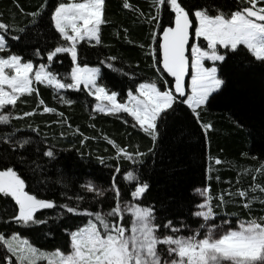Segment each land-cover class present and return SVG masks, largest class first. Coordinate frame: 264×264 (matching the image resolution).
Wrapping results in <instances>:
<instances>
[{"label":"snow or ice","instance_id":"snow-or-ice-1","mask_svg":"<svg viewBox=\"0 0 264 264\" xmlns=\"http://www.w3.org/2000/svg\"><path fill=\"white\" fill-rule=\"evenodd\" d=\"M149 7L154 14L134 7L130 0L122 2L123 9L135 12L139 20L155 26L149 33L151 43H142L139 47L146 50L145 55L151 58L159 75L156 80L139 83L134 91L128 90L123 102L118 100L117 91L100 83L101 67L81 66L79 61L82 42L93 47L103 43L102 26L109 23L106 0H60L51 10L45 0L37 10L26 13L32 17V26L38 28L47 10V26L54 29L53 35L58 34L56 45L46 53L47 63L38 65L32 59H26L22 52L12 51L13 44L9 42L10 33L15 32L17 34L11 35V41L21 43L28 35L27 28L10 25L0 18V163L4 164L0 170V198L6 200L10 197L16 209L5 224L45 225L48 220L37 214L55 209L61 210L58 213L60 220L68 218V214L87 218V222L75 230L64 229L70 248L67 252L59 247L52 252L42 251L15 231L10 236L0 233V246L6 249V255L0 257V264L5 260L7 264H38L42 259L47 260V264H264V215L251 214L254 202L264 204V199L255 195L257 191L264 193V185L255 183L256 175L252 177L254 183L247 189L236 188L214 195L212 173H218L219 169L210 163L208 184L193 190L194 196L200 198L190 211L198 221V227L193 229L185 221H180L179 225L168 218L158 222L156 205L143 203L152 185L143 178L142 171L145 158L156 156L169 124L178 112L199 126L210 147L209 133L214 130V125L205 122L202 113L208 109L210 98L221 94L227 87L230 59L244 52L246 60L241 62V68L264 72V0H149ZM160 31L162 37L158 35ZM124 33L127 38L128 30L124 29ZM127 42L134 43L130 39ZM32 54L42 56L39 48ZM62 55L71 58L70 72L66 76L52 70ZM116 60V56H109L100 64H107L112 69V62ZM209 61L211 66H206ZM189 76L190 82L186 79ZM41 85L51 88L60 102L69 106L74 101L60 96L61 90L86 91L95 98L93 111L106 115L127 114L132 118L131 126L138 128L151 145L145 152L138 146L135 149L121 146L104 136L115 150L111 159L117 163L112 168L108 187H99L92 180L80 185L85 193L92 195L88 204L84 194L68 196L70 202L65 203L40 198L27 190L26 179L16 170V164L28 163L29 149L34 144L37 147L32 149L33 153L47 158L49 163L57 159L54 146L41 149L38 145L44 143L43 140L21 138L19 133L24 129L12 124L14 119L24 120L38 113L56 114L61 119L55 123H67L63 112L47 106L40 97ZM32 96L38 98L36 107L18 113V102L27 103L22 98ZM124 122L128 123L127 120ZM236 125L247 127L249 137L258 140L264 151V120L256 126H245L239 121ZM27 129L40 135L38 125L29 124ZM74 134L83 136L79 128ZM60 135L63 137L65 133ZM44 139H47L46 134ZM87 139L90 137L85 136L84 140ZM243 155L247 157L249 152ZM208 159L214 160L215 165L224 163L219 157L209 155ZM251 159L258 158L252 156ZM97 160L100 164L105 163L104 157H97ZM5 161L13 166H7ZM124 161L130 162L131 170L122 167ZM32 163L41 167L36 160ZM244 172L264 174V161ZM215 179L219 181L220 176ZM227 183L232 184L231 181ZM109 193L113 194L111 198ZM62 195L67 196L66 193ZM236 198L243 201L242 207L249 211V218L237 219L233 225L231 217L235 213L225 212L224 216H218L216 209H226L229 204L237 203ZM95 204H100L101 210H96ZM105 204L107 210H103ZM185 230L192 234H180Z\"/></svg>","mask_w":264,"mask_h":264},{"label":"trees","instance_id":"trees-1","mask_svg":"<svg viewBox=\"0 0 264 264\" xmlns=\"http://www.w3.org/2000/svg\"><path fill=\"white\" fill-rule=\"evenodd\" d=\"M45 0H0V14L4 22L17 27L27 28L28 35L19 44L11 41L12 51L22 52L26 59H32L35 65L47 63L46 53L54 47L58 40V34L53 35L54 29L48 27L49 15L46 10L38 28L33 27L30 21L31 13L43 4ZM60 0H48V9L51 10ZM123 0H106V16L108 24L102 26V45L89 46L82 42L79 48V61L81 66L101 67L102 79L100 83L108 89L118 92V100L126 101L128 90H133L141 82L156 80L159 73L152 66V60L145 55V49L140 44H150V31L155 26L148 25L137 18L133 11L122 8ZM134 7H140L145 13L154 10L149 7V0H130ZM230 2V0H229ZM19 5V6H17ZM21 8L23 12H21ZM167 26V14L164 17ZM124 29L128 30L125 38ZM162 31L158 32V35ZM130 39L134 43H128ZM205 43V42H204ZM39 48L42 56H34L32 53ZM223 51V50H222ZM109 56H116L113 68L109 69L107 64L101 65L100 61ZM246 60L245 53L230 59L229 76L227 87L219 95L214 94L210 98L208 109L202 113L205 122H212L214 130L209 133L210 147L203 133L199 130L191 118L184 113L178 112L173 122H170L164 139L161 141L155 157L145 158L143 165V178L148 180L152 187L146 194L143 203L154 204L158 209V222H164L165 218L172 219L177 225L185 221L191 228L198 227V221L190 215L199 198L194 196L193 190L208 184L207 168L211 163L219 172L213 171L211 185L214 195L225 190L234 191L236 188H249L254 183L252 177L257 176L255 183L264 185V174L245 173L248 168L258 167L260 161H264V151L261 150L259 141H254L248 135V128L237 127L236 121L245 126H256L264 120V72L259 69L245 71L241 68V62ZM62 62V63H61ZM71 58L62 55L54 64L52 70L66 76L70 72ZM162 83V81H161ZM40 97L46 105L54 107L57 112H63L67 123L61 125L55 123L61 118L52 113L37 114L24 120H13L16 128L24 129L19 133L21 138L31 137L34 141H44L38 146L41 149L49 145L54 146L57 159L49 163L42 155L33 153L29 149V161L26 165L16 164V170L26 179L27 190L40 198L55 199L57 203H65L67 197H75L84 194L87 197L86 204L92 201V195L83 191L80 185L92 180L99 187H108L110 174L117 161L111 159L115 150L107 143L104 136L115 140L121 146L135 149L137 146L141 151L147 152L151 147L148 139L144 137L138 128H133L132 118L127 114L106 115L93 111L95 100L86 91L61 90L60 96L74 101L72 105L60 102L59 96L55 95L51 88L41 85ZM27 103L18 102L17 112L31 111L38 104L36 96L22 98ZM42 112V107L40 109ZM127 120L128 123L124 121ZM39 126L40 135L27 129V125ZM71 125V128L68 125ZM91 125H95L92 127ZM79 128L83 136L74 134ZM65 135L62 137L60 133ZM45 134L47 139L45 140ZM90 139L84 140V137ZM81 140L84 143L81 144ZM255 145V146H254ZM6 147V146H4ZM249 152L245 157L243 153ZM81 153L83 158L81 159ZM9 157L10 153H7ZM219 157L224 163L215 165L214 160L209 161L208 156ZM252 156L257 160L251 159ZM97 157H104L105 163L100 164ZM153 159L155 164L153 165ZM32 160L41 165L37 168ZM7 166H13L11 162L5 161ZM4 164L0 163V170ZM122 167L131 170L130 162L124 161ZM35 170V174L33 173ZM219 175L220 180L215 177ZM239 175V183L237 177ZM231 181V186L227 183ZM67 185V187H65ZM130 192V190H128ZM66 193L67 196L62 195ZM255 195L264 199V193L257 191ZM109 198L113 196L108 194ZM126 198H128L126 193ZM237 203L229 204L226 209L217 208L218 216H224L225 212L235 213L232 216L233 225L237 219L249 218V211L243 209L241 198H236ZM14 201L11 198H0V233L8 236L12 232H18L20 237L27 238L35 247L45 252H52L56 248L68 250V237L65 228L75 230L77 226H83L87 218L72 217L60 220L58 213L60 209L42 210L37 215L41 219H47L48 223L39 226L22 227L14 223L5 224L15 213ZM96 210H101L100 204L93 205ZM6 209V210H5ZM107 210V204L103 206ZM252 215H264V204L254 202ZM220 223V219H216ZM182 235L191 234L185 230ZM6 255V249L0 246V257ZM4 264H7L5 260Z\"/></svg>","mask_w":264,"mask_h":264},{"label":"rangeland","instance_id":"rangeland-1","mask_svg":"<svg viewBox=\"0 0 264 264\" xmlns=\"http://www.w3.org/2000/svg\"><path fill=\"white\" fill-rule=\"evenodd\" d=\"M195 42V41H194ZM206 43V42H205ZM206 66H211V62L209 61V62H206ZM190 82V81H189ZM82 87V86H81ZM94 98V97H93ZM95 99V98H94ZM96 102V101H95ZM199 198V197H198ZM200 199V198H199ZM192 234V233H191ZM191 234H188V235H191ZM67 251H70V248L68 249V250H66L65 252H67ZM38 264H47V260H40L39 262H38Z\"/></svg>","mask_w":264,"mask_h":264},{"label":"water","instance_id":"water-1","mask_svg":"<svg viewBox=\"0 0 264 264\" xmlns=\"http://www.w3.org/2000/svg\"><path fill=\"white\" fill-rule=\"evenodd\" d=\"M160 36L162 37V33L160 34ZM168 79H171L170 77H168ZM187 80L189 79V77L186 78Z\"/></svg>","mask_w":264,"mask_h":264}]
</instances>
